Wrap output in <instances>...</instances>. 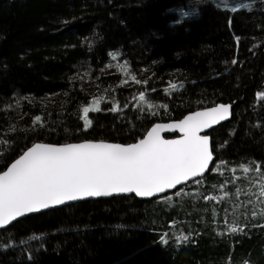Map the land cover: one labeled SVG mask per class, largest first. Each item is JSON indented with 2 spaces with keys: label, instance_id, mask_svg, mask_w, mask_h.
I'll return each mask as SVG.
<instances>
[{
  "label": "trees",
  "instance_id": "obj_1",
  "mask_svg": "<svg viewBox=\"0 0 264 264\" xmlns=\"http://www.w3.org/2000/svg\"><path fill=\"white\" fill-rule=\"evenodd\" d=\"M234 1L246 6L233 12ZM212 2L0 0V172L35 143L127 145L155 124L231 105L209 134L201 183L23 220L0 232V264H264V214L252 216L261 206L246 194L257 191L256 164L264 174V0ZM92 99L101 110L85 131Z\"/></svg>",
  "mask_w": 264,
  "mask_h": 264
},
{
  "label": "snow or ice",
  "instance_id": "obj_2",
  "mask_svg": "<svg viewBox=\"0 0 264 264\" xmlns=\"http://www.w3.org/2000/svg\"><path fill=\"white\" fill-rule=\"evenodd\" d=\"M248 7L251 11V7ZM236 10V7L231 9L233 12ZM131 79L137 84L141 83L135 76ZM143 83L147 84V81ZM171 88L176 89L177 85L171 84ZM164 91L167 94L169 90ZM257 98L264 100V92L257 93ZM138 99L147 103L144 92L139 94ZM147 107L151 110L154 105L147 103ZM161 107L167 109V105ZM230 109L231 105L218 104L195 111L177 122L155 124L144 138L127 145L103 141L33 144L7 170L0 172V229L19 217L66 202L128 193H135L138 197H153L203 177L210 170L214 156L209 136L201 135V132L226 120L231 115ZM100 110L99 100H93L89 106L83 107L81 119L85 131L92 125L89 113ZM111 111H119V105H115ZM41 121L42 117L37 115L33 124ZM169 131L181 135L178 139H165L162 133ZM241 168L246 175L251 172L249 166L241 165ZM232 171L234 173L235 169ZM255 173L257 191L249 188L246 192L256 197L255 201L250 200L249 203L261 206L259 210L253 209V217L258 215V211L264 214V174L259 164L255 165ZM235 179L237 177L233 176V181ZM196 183L201 181L197 179ZM220 187L223 189L224 185ZM227 195L225 192L221 197L207 196L205 199L219 201ZM240 195L241 189L237 188L236 197ZM243 230L236 226L230 229L232 233Z\"/></svg>",
  "mask_w": 264,
  "mask_h": 264
},
{
  "label": "water",
  "instance_id": "obj_3",
  "mask_svg": "<svg viewBox=\"0 0 264 264\" xmlns=\"http://www.w3.org/2000/svg\"><path fill=\"white\" fill-rule=\"evenodd\" d=\"M230 111H231V110H230ZM230 116H231V115H230ZM230 116H229L226 120L221 121L219 124L213 125L212 128H210V129H205L204 131L201 132V135H208V136H209V134H210L212 131L216 130V129H217L218 127H220V126H223V125L227 124V123L229 122V120H230ZM183 119H184V118H183ZM151 128H152V127H151ZM151 128H150V129H151ZM150 129H149V130H150ZM145 135H146V134H145ZM180 135H181V134H180L179 132H172V131L162 133V136H163L165 139H178V138L180 137ZM173 136H175V137L173 138ZM143 138H144V137H143ZM210 148H211V144H210ZM213 162H214V160H213ZM213 162L210 164V168H211V166L213 165ZM9 166H10V165H9ZM9 166H8V167H9ZM208 172H209V171H208ZM208 172H206V173L204 174V176H206ZM204 176H203V177H204ZM203 177L195 178V179L190 180V181H188V182H186V183H184V184H182V185H178L177 188H175V189H169V190H166L165 193L157 194V195H155V196H153V197H138V196L135 195V193H128V194H113V195L110 196V197L86 198V199H82V200H78V201H70V202H66V203L63 204V205L54 206V207H51V208H49V209H44V210H41V211L36 212V213L27 214V215H25L24 217H19L16 221L12 222L10 225L6 226V227L3 228V229H0V232H2V231H4V230L8 229L10 226H12V225H14V224H16V223L21 222V221H23V220H26V219H28V218L35 217V216L42 215V214H46V213H49V212H54V211H57V210H61V209H64V208H67V207H70V206H74V205H78V204H81V203H85V202L107 201V200L118 199V198H125V197H133V198H135L136 200H138L139 202H147V201H151V200H155V199H160V198H162V197H164V196H167V195H169V194L174 193V192L177 191L178 189H180V188H182V187H184V186H186V185H188V184H190V183L196 181L197 179H198V180H199V179H202Z\"/></svg>",
  "mask_w": 264,
  "mask_h": 264
},
{
  "label": "rangeland",
  "instance_id": "obj_4",
  "mask_svg": "<svg viewBox=\"0 0 264 264\" xmlns=\"http://www.w3.org/2000/svg\"><path fill=\"white\" fill-rule=\"evenodd\" d=\"M223 1H225V0H213L212 3L216 4V2H221L223 6H226V3H224ZM241 3H242V2H241ZM241 3H237V1H234V2H231L229 5H230V6H234V7H236V8H240V7H245V6H246V4H244V3L241 4ZM216 5H217V4H216ZM90 92H92V91H90ZM93 100H94V99L91 100V103L93 102ZM91 113H93V112H91ZM89 114H90V113H89ZM83 126H84V123H83ZM234 261H235V260H234ZM227 264H232V263H231V260H230ZM236 264H238V263H236Z\"/></svg>",
  "mask_w": 264,
  "mask_h": 264
},
{
  "label": "bare ground",
  "instance_id": "obj_5",
  "mask_svg": "<svg viewBox=\"0 0 264 264\" xmlns=\"http://www.w3.org/2000/svg\"><path fill=\"white\" fill-rule=\"evenodd\" d=\"M18 223H19V222H18ZM12 226H13V225H12ZM10 227H11V226H10ZM10 227H9V228H10ZM6 230H7V229H6ZM6 230H4V231H6ZM2 232H3V231H2Z\"/></svg>",
  "mask_w": 264,
  "mask_h": 264
}]
</instances>
